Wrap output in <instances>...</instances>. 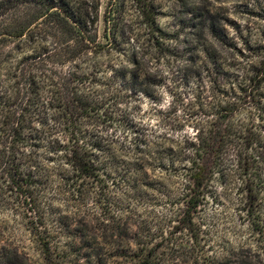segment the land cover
I'll use <instances>...</instances> for the list:
<instances>
[{"label":"trees","instance_id":"obj_1","mask_svg":"<svg viewBox=\"0 0 264 264\" xmlns=\"http://www.w3.org/2000/svg\"><path fill=\"white\" fill-rule=\"evenodd\" d=\"M131 1L132 15L126 0L108 1L101 37V0H0V189L11 190L33 211L38 222L31 233L45 260L52 262L59 248L41 212L51 206L41 193L52 179L61 180L59 187L75 206L91 201L122 209L141 189L151 187L156 171L179 178L182 202L170 235H187L193 240L190 250L181 261L180 254H173L174 240L169 250L164 237L155 246L137 241L136 250L127 242L131 264H224L218 258L200 262L204 255L196 252L195 220L208 194L226 184L232 166L247 178L242 182L247 216L254 232L264 234L261 177L252 163L242 165L248 161L244 152L264 131V123L259 124L264 121V39L245 42L251 56L243 67L227 66L205 38L181 51L180 33L160 25L158 0ZM192 17L187 27H200L221 45L237 49L210 11ZM260 17L264 19V10ZM112 54L117 55L114 63H102L103 56ZM173 65L182 82L192 85L193 98L201 99L195 135L176 141L168 133L134 130L121 139L100 132L106 123L116 122L115 107L124 97L157 100L168 79L166 68ZM117 193L125 198L117 199ZM101 221L100 242L97 236L69 230L63 252H77V257H65L60 264H79L78 254L88 250L85 264L112 263L118 236L109 235L107 228L120 221ZM117 227L122 230L121 224Z\"/></svg>","mask_w":264,"mask_h":264},{"label":"rangeland","instance_id":"obj_2","mask_svg":"<svg viewBox=\"0 0 264 264\" xmlns=\"http://www.w3.org/2000/svg\"><path fill=\"white\" fill-rule=\"evenodd\" d=\"M101 1L99 32L102 37L104 33L102 19L109 0ZM158 2L162 5L163 12L159 18L160 25L169 32L180 33L178 45L181 51L184 48H191L198 41L203 42L205 38L217 50L227 66L243 67L244 62L251 56L245 42L249 41L253 45L264 39V19L260 17L264 10V0H158ZM126 10L129 15L134 13L135 7L131 0H126ZM206 11L217 17L219 29L234 39L237 49L221 45L206 32L201 33L200 27L186 26L192 16L204 14ZM198 22L199 19L195 24ZM116 56L105 55L102 63L105 65L114 63ZM177 70L174 65L166 68L165 74L168 79L156 94L157 100L148 97L140 100L124 97L122 103L115 107L116 113L113 118L116 122L112 125L106 123L100 132L105 137L121 139H124L126 133L134 130H141L147 135L168 133V138L176 141L185 134L195 135L196 126L202 119L201 99L193 98L192 85L182 82V75L177 74ZM207 80L205 79L204 84L209 88ZM206 94L207 92L203 95L202 101ZM263 123L264 121L259 123L261 127ZM244 157L248 161L242 160V165L245 166V162L252 163L260 174L261 210L264 216V131L250 150L244 152ZM230 168L232 173L226 184L216 186V191L208 194L207 202L197 214L195 222L198 225L199 240L196 252L204 255L200 262L205 261L204 258L207 261L218 258L224 264H264V234L254 232L247 216L248 205L245 203L247 192L245 186H242V182H246L247 178L236 173V168L232 166ZM52 180L53 184L41 193L45 201L51 204L46 210L41 211L46 217L44 223L52 242L59 248L54 252L52 262L45 260L36 238L31 233L38 222L33 211L23 204L17 194L1 188L0 264H60L65 257L66 260L75 259L77 252L72 254L69 250L63 252L70 240L69 230H75L80 235L87 234L89 237L97 236L98 239L103 233L101 228L103 218L108 220L115 218L116 221H120L111 223L107 228L109 235L118 236V239H114L116 253L111 264H131L133 252L127 246V242L136 250L133 243L136 244L137 241L151 242L152 246H155L164 237L166 250H169L168 246L175 247L174 240L177 251L173 248V254H180L181 261L193 244V240L187 235L182 237L179 234L173 237L170 235L176 225L179 202H182L179 178L164 177L156 171L150 176L153 182L151 187L141 189L122 209L121 207L107 209L91 201L75 206L76 203L72 201L68 191L59 187L61 180L58 178ZM116 197L120 200L125 198L121 193H117ZM120 224L122 230H117ZM88 253L89 250L78 254L81 256L79 264H85L86 259L82 258Z\"/></svg>","mask_w":264,"mask_h":264}]
</instances>
